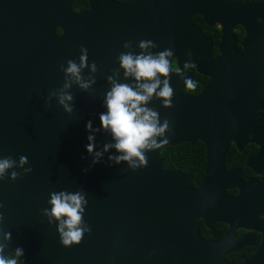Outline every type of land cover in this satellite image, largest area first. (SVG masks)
Returning <instances> with one entry per match:
<instances>
[{"label": "water", "instance_id": "water-1", "mask_svg": "<svg viewBox=\"0 0 264 264\" xmlns=\"http://www.w3.org/2000/svg\"><path fill=\"white\" fill-rule=\"evenodd\" d=\"M75 1L0 0V159L11 156L17 165L0 179L4 205L0 243L6 245L5 255L22 247L25 255L20 259L30 264H264V252L227 262L223 243L202 239L196 224L200 218H213L216 203L228 201L227 185L235 174L226 172L224 159L232 142L239 149L257 143L264 150L262 107L257 105L264 101L260 79L264 76V0H134L123 5L88 0L91 11L87 13H75ZM193 16L222 28L220 54L215 58L206 56L209 40L201 36L196 45L200 64L211 69L216 86L215 128L201 139L208 155L200 187L190 186V175L165 167L164 148L196 142L192 133L178 130L174 123L160 146L146 153V167L133 170L127 162L109 161V156L121 155L115 148L91 166L94 157L85 147L89 135H95L97 151L115 143L99 121L107 111L105 96L112 87L108 77L117 83H131V79L118 72L115 63L111 69L106 64L111 57L102 52L113 54L116 43L107 41L104 32L89 29L132 24L139 54L141 40L159 46L185 42L189 33H201L192 24ZM236 26L246 33L241 52L232 34ZM81 47L88 51V67L81 75L85 81L95 79L87 91L63 70L69 59L79 63ZM92 62L96 72L91 71ZM66 82H71L65 90L73 96L71 114L55 95ZM147 106L163 122L161 101L154 97ZM88 121L99 131L89 133ZM21 155L28 159L23 168ZM28 167L32 172L25 173ZM12 171L22 178L12 180ZM60 191L86 193L81 227L91 232L79 245L63 246L59 222L53 218L50 223L44 214L45 209L51 210L50 194ZM3 232H11V241L3 239Z\"/></svg>", "mask_w": 264, "mask_h": 264}, {"label": "flooded vegetation", "instance_id": "flooded-vegetation-1", "mask_svg": "<svg viewBox=\"0 0 264 264\" xmlns=\"http://www.w3.org/2000/svg\"><path fill=\"white\" fill-rule=\"evenodd\" d=\"M112 1L123 5L134 0ZM90 11L91 7L88 2V7L78 13ZM90 24L94 27V24ZM192 24L201 33H189L190 39L187 38L185 42L163 43L152 49L156 52L167 48L175 49L174 55L177 59L172 61L173 73L170 81L174 89L173 107L165 108L164 118H167L170 123H174L178 130L188 134L192 133V138L194 137L196 140L194 144L183 142L178 145L189 153H192L193 149H198L206 160L204 164L205 171L208 149L206 144L201 142V139L205 137L206 133L212 134L215 128L216 86L215 83L213 85L215 76L211 69L207 70L200 64L201 57L199 56V48L196 45L201 40V36L205 40H209L206 48L211 49H209L210 52L206 56L210 57L211 54L215 58L220 54L222 28L219 25L209 26L203 18L201 21L192 20ZM131 26L132 24L117 22L104 31L89 29L93 33L104 32L107 41L116 43V50L113 54L111 52L102 53L111 57L106 61L109 69L113 68L115 63L116 70L123 75L124 70L119 66L118 55L121 52L131 51L134 54L137 52ZM58 32L61 33L62 31L58 30ZM236 32L241 33L243 37L238 39L235 35ZM232 34L236 39V49L241 52L243 48L241 42L244 41L246 36L245 30L242 26H236ZM127 41H131L132 46L129 49H124L123 44ZM189 51L192 53V65L187 69H183V63L187 59L186 53ZM181 70L185 72L188 78L196 81L195 90L187 89L184 86L178 74ZM128 78L131 79L132 83L133 78ZM260 79L264 82V76ZM257 105L262 107L259 110L262 115L260 126L264 129V101ZM224 167L226 172L235 174L227 185L228 201L222 199L221 203H216L217 205L213 206L215 210L213 218L209 221L200 218L196 224H198L202 239L207 242L223 243L224 258L227 262L232 263L238 259H249L264 252V150H262V145L247 143L242 149H239L236 143L232 142L225 155ZM201 183L194 189H198Z\"/></svg>", "mask_w": 264, "mask_h": 264}, {"label": "clouds", "instance_id": "clouds-1", "mask_svg": "<svg viewBox=\"0 0 264 264\" xmlns=\"http://www.w3.org/2000/svg\"><path fill=\"white\" fill-rule=\"evenodd\" d=\"M131 46V41L123 44L124 49H129ZM138 47L139 54L128 51L121 52L117 57L120 68L124 70L125 78L132 77L134 83H117L111 76L108 77L112 87L106 93L104 101L107 111L99 115V121L105 131L110 130L115 143L104 144L103 150L97 151L95 135H89L87 137L88 144L85 147L87 153L94 157L91 166L101 162L104 152L115 148L121 155L109 156V161H114L116 164L127 162L133 170L146 167L148 165L146 153L158 148L161 139L173 131L170 121L166 118L161 122L159 113L147 105L155 97L161 101L164 108L173 107L174 89L170 81L173 73L172 61L177 59L174 55L175 49L167 48L159 52H149L148 49L157 48V45L151 40L139 41ZM186 56L183 69L192 65L191 51L187 52ZM85 67H88V51L81 47L79 63L69 59L67 68L63 70L67 77L72 78L71 82H75L81 89L87 91L95 83V79L84 80L81 71ZM91 71H97L95 62L91 64ZM178 74L187 89L195 90L197 86L195 80L188 78L182 70ZM71 82H66L58 94L54 93L57 95L58 103L69 114L73 112L71 106L73 96L65 90L71 87ZM86 130L89 133L99 131V129L92 128L91 121L87 122ZM27 163V157L21 155L19 167L23 168ZM16 166V161L11 156L0 159V179L5 177L8 169ZM24 172L30 173L32 168H24ZM18 177L22 178L18 172H11L12 180H16ZM49 204L51 210L45 209L44 214L49 217L50 223L53 218L59 222L57 231L60 234L61 244L65 247L79 245L85 233L91 232L89 227H81L88 204L86 193L83 191L53 192L50 194ZM2 207L4 205L0 203V208ZM62 217L67 219H62ZM3 219V213H0V224L3 223ZM3 239L11 241V232H3ZM5 248L6 245L0 243V264H26V261L20 259L25 255L22 247H16L13 252L9 253L11 258L5 255Z\"/></svg>", "mask_w": 264, "mask_h": 264}, {"label": "trees", "instance_id": "trees-1", "mask_svg": "<svg viewBox=\"0 0 264 264\" xmlns=\"http://www.w3.org/2000/svg\"><path fill=\"white\" fill-rule=\"evenodd\" d=\"M247 1L251 3L261 2L263 0H238ZM88 7L87 0H76L73 5L74 12L78 13ZM201 16H194L192 20L201 21ZM238 39L242 38V34L239 32L235 33ZM190 150V149H186ZM189 153L185 151L180 145L169 146L163 149L161 155L165 162V167L168 170H179L183 174L191 175L190 186L195 188L198 187L204 177V164L205 157L200 153L198 149H193ZM9 256V255H6ZM9 258H11L9 256ZM26 264H30L27 262Z\"/></svg>", "mask_w": 264, "mask_h": 264}]
</instances>
